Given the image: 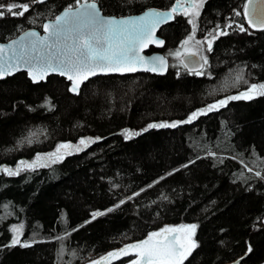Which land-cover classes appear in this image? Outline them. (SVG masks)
<instances>
[{"label":"trees","instance_id":"1","mask_svg":"<svg viewBox=\"0 0 264 264\" xmlns=\"http://www.w3.org/2000/svg\"><path fill=\"white\" fill-rule=\"evenodd\" d=\"M8 2L13 0H0V4ZM174 2L127 0V7L138 13L141 6L167 8ZM244 3L206 0L202 9L197 37L229 19L247 29L240 32L233 24L214 42L209 53L216 73L212 77L190 73L168 56L191 30L179 13L160 32L166 40L162 51L170 62L165 74L96 76L79 93H72L70 83L58 75L39 83L25 72L0 78V164L14 167L21 158L51 151L60 140L102 137L51 167L18 176L0 172V244L10 238L8 225L21 221L25 225L21 239L36 240L27 247L0 248V264H87L114 247L143 238L147 231L182 222L199 224L200 246L189 257L193 264H223L241 257L242 264L264 262V179L255 175L264 172V96L230 101L191 123L147 129L127 140L120 131L139 130L152 120L185 119L194 108L229 94L224 81L243 64L252 82L264 80V29H252L242 15L235 14L233 10L242 12ZM67 4L74 5V0H44L23 16L6 12L0 17V42L31 27L41 29L44 19ZM29 16H35L37 23ZM48 98L54 108L44 103ZM24 138L33 143L20 146L18 141ZM209 151L218 158L204 155ZM189 159L194 163L179 167ZM173 167L179 170L164 176ZM159 176L164 179L145 187ZM133 192L139 195L132 196ZM126 196L132 198L92 218L96 209L109 208ZM5 202H10L7 209ZM49 236L58 239H45ZM61 243L65 250L58 259ZM248 243L253 252L245 256ZM121 262L125 261L113 264Z\"/></svg>","mask_w":264,"mask_h":264},{"label":"snow or ice","instance_id":"2","mask_svg":"<svg viewBox=\"0 0 264 264\" xmlns=\"http://www.w3.org/2000/svg\"><path fill=\"white\" fill-rule=\"evenodd\" d=\"M41 3H44V0H27L20 3L13 0V2L0 4V9H3L0 10V17H4L6 12L13 16H23L25 11ZM205 3L206 0H175L167 8L141 6L138 14H134L133 10L127 7V0H74V5L67 4L62 10H57L58 14H51L52 18L43 20L40 24L43 34L36 27H31L27 31H21L15 39L0 43V78L21 69H25L27 76L34 82L46 80L50 73H59L70 81V91L79 93L81 85L97 74L132 73L138 69L153 73L166 72L167 56L159 54L147 56L144 55L143 50L152 44L165 43L163 37L157 35V29L167 21L175 20L177 13L187 18L191 30L180 40L179 47L169 51L168 56L175 57V63L190 73L212 77L216 73L211 70L209 53L213 50L214 42L220 36L227 35L233 24L240 32H246L247 29L244 23L229 19L223 25L217 23L211 29H204L206 34L197 37L199 18ZM124 11L128 14H122ZM233 11L237 16L242 15L252 29H264V0H245L242 12ZM35 15L43 14L37 12ZM28 19L34 24L37 23L35 16H29ZM245 69L247 65L243 64L240 71L225 79L223 88L228 90L229 94L194 108L187 113L185 119L152 120L146 127L139 130L122 128L120 131L124 134V139H131L151 128L169 126L175 128L186 122L191 123L203 114L227 106L230 101L252 100L254 97L264 96V80L252 82L246 75ZM176 75L179 76L180 72L177 71ZM232 88L239 91L231 92ZM44 103L49 108L55 107L50 103V98L45 99ZM101 139L102 137L97 135L80 136L76 143L72 140H60L51 151L36 152L32 159L21 158L14 167L7 163L0 164V172L8 176H18L21 172L51 167L63 161L66 156L79 153ZM25 142L31 144L33 140L24 138L18 141L20 146H23ZM204 155L218 158L216 152L209 151ZM261 160H264V157H261ZM193 163L194 161L189 159L186 164H181L179 167L186 168ZM240 163L244 164V161L241 160ZM178 170L177 167H173L170 172H165L164 176H169ZM255 175L264 179V172H256ZM164 176L157 177L145 187H151L158 180L164 179ZM113 187L118 186L113 185ZM139 191L143 192L144 188ZM137 195L139 192L132 193V196ZM131 198L126 196L109 208L96 209L92 213V218L118 208L125 203V200ZM9 203L5 202L3 207L7 209ZM63 215L66 221L67 214ZM198 227V222L164 224L162 227L147 231L143 238L133 239L123 243L122 246L112 248L96 259L88 260L87 264H112L113 261H119L121 257L130 256L126 264H185V261H189V257L193 256L194 250L200 246V241L196 238ZM24 228L23 221L9 224L10 238L7 244H0V248L16 245L27 247L36 243L34 238L21 239ZM35 235L36 233H33V237ZM68 235L69 230H65L63 236ZM45 239L58 238L49 236ZM64 250L65 246L61 243L57 253L58 259ZM251 252H253V245L248 243L244 255L247 256ZM72 255L75 256L76 253L73 252ZM242 259L243 257L240 258ZM240 260L232 261L231 264H240ZM189 264L193 262L189 261Z\"/></svg>","mask_w":264,"mask_h":264},{"label":"water","instance_id":"3","mask_svg":"<svg viewBox=\"0 0 264 264\" xmlns=\"http://www.w3.org/2000/svg\"><path fill=\"white\" fill-rule=\"evenodd\" d=\"M134 14H138V13H134ZM172 21H173V20H172ZM172 21H167L165 24H162V25L160 26V28L157 29V35H158V36H162V35L160 34L162 27L165 26V25H167L168 23H170V22H172ZM37 30L40 31L41 34H43V29H42V28H41V29H38V28H37ZM24 31H27V29L24 30ZM20 34H21V33H20ZM20 34H18L17 36H19ZM17 36H15V37H13V38H11V39H15ZM162 37H163V36H162ZM163 39L165 40L164 37H163ZM6 42H7V41H3V42H0V43H6ZM165 44H166V40H165V43H164L163 45H158V44H152V45H149L148 48H146V49L143 50V53H144V55H147V56H152V55H154V54H159V55H165V56H167V55L162 51L163 48L165 47ZM167 58H168V56H167ZM169 65H170V62H169V58H168V68H167V71H168V69H169ZM167 71H166V72H167ZM19 72H25V73H26V70H25V69H21V70H19V71L16 72V73L10 74L9 76H13V75H15V74H17V73H19ZM141 72H144V73H152V74H165V73H166V72H163V73H153V72H151V71H147V70H144V69H138L136 72H132V73H123V74H121V73L97 74L96 76L113 75V74H115V75H126V74H134V73H141ZM51 75H58V76H61L59 73H50L49 76H51ZM49 76H48V77H49ZM96 76L90 77L89 79L94 78V77H96ZM6 77H7V76H6ZM61 77H63V76H61ZM3 78H4V77H3ZM63 78H65V80H66L67 82L70 83V81H68L66 77H63ZM29 79H31V78L29 77ZM46 80H47V79H46ZM46 80H43V81H46ZM33 82H34V81H33ZM39 82H42V81H37V82H34V83H39ZM86 82H87V81H85L84 83H86ZM84 83H83V84H84ZM83 84L81 85V87L83 86ZM129 258H131V256H130V257H121L120 260L127 261V259H129ZM237 260H240V258L237 259ZM241 261H242V260H240V264H242ZM114 262H116V261H113L112 264H113ZM223 264H231V262H227V263H223ZM262 264H264V262H263Z\"/></svg>","mask_w":264,"mask_h":264},{"label":"rangeland","instance_id":"4","mask_svg":"<svg viewBox=\"0 0 264 264\" xmlns=\"http://www.w3.org/2000/svg\"><path fill=\"white\" fill-rule=\"evenodd\" d=\"M73 143H76V142H73ZM177 224H179V223H177ZM124 264H126V262Z\"/></svg>","mask_w":264,"mask_h":264}]
</instances>
